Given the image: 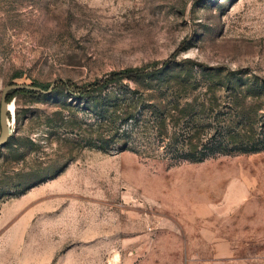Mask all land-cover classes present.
I'll return each instance as SVG.
<instances>
[{
    "label": "rangeland",
    "instance_id": "obj_1",
    "mask_svg": "<svg viewBox=\"0 0 264 264\" xmlns=\"http://www.w3.org/2000/svg\"><path fill=\"white\" fill-rule=\"evenodd\" d=\"M166 60L264 80V0H0V264H233L221 238L263 259L264 152L105 154L61 85Z\"/></svg>",
    "mask_w": 264,
    "mask_h": 264
},
{
    "label": "trees",
    "instance_id": "obj_2",
    "mask_svg": "<svg viewBox=\"0 0 264 264\" xmlns=\"http://www.w3.org/2000/svg\"><path fill=\"white\" fill-rule=\"evenodd\" d=\"M224 72L192 60L177 66L166 60L113 71L81 86L61 85L80 102L95 104L90 112L95 149L132 151L175 166L264 152V80Z\"/></svg>",
    "mask_w": 264,
    "mask_h": 264
},
{
    "label": "crops",
    "instance_id": "obj_3",
    "mask_svg": "<svg viewBox=\"0 0 264 264\" xmlns=\"http://www.w3.org/2000/svg\"><path fill=\"white\" fill-rule=\"evenodd\" d=\"M232 244L230 243L229 239L226 238H221L220 239V243H218L217 245V257L221 258L222 261H227V260H231V262H233V264H238L239 262H241L242 264H250V263H255V264H264V254H263V259L260 256H255L254 258L252 257L251 260H238L236 259V249L235 247L233 248L231 246ZM235 246V245H233ZM225 258H229V259H225ZM230 258H234L230 259ZM233 260V261H232ZM239 263V264H241Z\"/></svg>",
    "mask_w": 264,
    "mask_h": 264
},
{
    "label": "water",
    "instance_id": "obj_4",
    "mask_svg": "<svg viewBox=\"0 0 264 264\" xmlns=\"http://www.w3.org/2000/svg\"><path fill=\"white\" fill-rule=\"evenodd\" d=\"M55 84L52 85V87H54ZM21 90H31L34 91L36 89L32 88H23V89H15L14 91H21ZM10 137V135H7L6 133L3 134L1 140H0V145L4 144L7 142L8 138Z\"/></svg>",
    "mask_w": 264,
    "mask_h": 264
}]
</instances>
